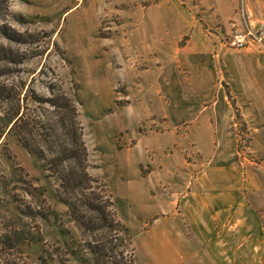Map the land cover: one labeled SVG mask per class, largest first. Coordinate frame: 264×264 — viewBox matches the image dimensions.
<instances>
[{
    "label": "rangeland",
    "instance_id": "rangeland-1",
    "mask_svg": "<svg viewBox=\"0 0 264 264\" xmlns=\"http://www.w3.org/2000/svg\"><path fill=\"white\" fill-rule=\"evenodd\" d=\"M157 2L0 0V264H111V255L135 264H201L177 260L197 250L175 238L179 222L192 233L182 208L169 207L208 162L211 143L196 134L195 115L222 110L224 94L235 111L240 166L263 165L264 135L257 142L256 119L241 115L231 81L245 91L263 78L264 49L221 41L230 21L262 26L264 0H241L232 17L214 23L202 18L198 0H183L210 49L192 56L189 35L155 42L145 16L170 9ZM141 36L148 51L138 46ZM208 89L211 99H193ZM76 146V158L64 162L75 165L83 154L89 191L113 208L116 235L107 222L81 227L60 200L52 160Z\"/></svg>",
    "mask_w": 264,
    "mask_h": 264
},
{
    "label": "crops",
    "instance_id": "crops-1",
    "mask_svg": "<svg viewBox=\"0 0 264 264\" xmlns=\"http://www.w3.org/2000/svg\"><path fill=\"white\" fill-rule=\"evenodd\" d=\"M182 1L171 0L170 6L168 0H158L157 4L168 6L169 11L145 16L146 21L152 22L155 42H164L170 37L178 42L189 35L187 46L191 56L209 53L200 22L182 5ZM198 1L206 14L202 18L207 23L232 17L241 2ZM173 8L176 10L172 11ZM147 42V36H141L138 46L148 51L146 47L150 43ZM223 75L227 77L225 64L220 67V76ZM231 83L243 118L249 122L254 117L256 119L251 126L258 142V134L264 135V77L258 82H249L245 91L237 86V82L232 80ZM195 94L194 100L211 99L209 89ZM219 99L222 110L195 112L198 118L194 125L196 134L204 132L203 137L211 143L210 149L204 148L208 162L192 189L177 192V207H169L182 208L185 226L192 233L189 236L179 222L176 226L179 236L175 238L179 243L194 244L197 250L193 254H184L182 258L179 255L177 260H196L201 264H264V162L261 167H252L244 172L238 161L234 108L226 94ZM157 239L158 243H163L165 237Z\"/></svg>",
    "mask_w": 264,
    "mask_h": 264
},
{
    "label": "trees",
    "instance_id": "trees-1",
    "mask_svg": "<svg viewBox=\"0 0 264 264\" xmlns=\"http://www.w3.org/2000/svg\"><path fill=\"white\" fill-rule=\"evenodd\" d=\"M6 2V0H3ZM48 102L51 105H55L53 99H49ZM236 112H237V108ZM236 116H239L236 113ZM75 149L70 151V148L60 149L56 153V158L52 160V165L56 172H60V185L62 187V194H60V200L69 208L73 219L81 227L87 228L90 231H94V226L97 223H108L109 231H114V235L118 233V221L114 217L113 208H104L103 205L99 204L98 199L100 196L94 197V191H89L91 189L90 182L92 178L86 172V167L80 158L77 160V164L67 166L64 162L63 156L66 160L70 157L76 158ZM82 151L83 148H82ZM73 155V156H72ZM80 159V160H79ZM60 169V170H59ZM110 205H112L110 203ZM108 206V205H107ZM103 226V224H101ZM99 251H103L99 248ZM103 256H106L103 252ZM111 264H135L133 260H127L125 256L117 258L115 255H111ZM104 259V257H103Z\"/></svg>",
    "mask_w": 264,
    "mask_h": 264
},
{
    "label": "built area",
    "instance_id": "built-area-1",
    "mask_svg": "<svg viewBox=\"0 0 264 264\" xmlns=\"http://www.w3.org/2000/svg\"><path fill=\"white\" fill-rule=\"evenodd\" d=\"M224 31L221 41L223 46L233 49L257 46L264 49V24L262 26L241 25L240 22L233 20Z\"/></svg>",
    "mask_w": 264,
    "mask_h": 264
}]
</instances>
